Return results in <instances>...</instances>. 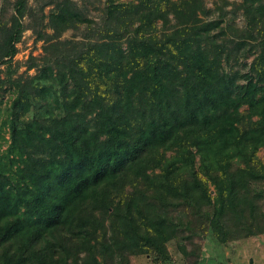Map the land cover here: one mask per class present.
I'll return each mask as SVG.
<instances>
[{
	"label": "trees",
	"instance_id": "1",
	"mask_svg": "<svg viewBox=\"0 0 264 264\" xmlns=\"http://www.w3.org/2000/svg\"><path fill=\"white\" fill-rule=\"evenodd\" d=\"M26 1L0 21V63L15 53ZM223 3L241 27L222 25V7L210 16L202 0H105L85 41L58 38L88 21L70 0L39 9L48 55L32 75L0 78L14 91L0 152V264L166 258L178 230L167 211L178 206L220 242L264 232L253 186L264 184V0ZM249 51L246 73L223 69ZM40 107L46 115L26 116Z\"/></svg>",
	"mask_w": 264,
	"mask_h": 264
},
{
	"label": "rangeland",
	"instance_id": "2",
	"mask_svg": "<svg viewBox=\"0 0 264 264\" xmlns=\"http://www.w3.org/2000/svg\"><path fill=\"white\" fill-rule=\"evenodd\" d=\"M59 0H27L26 13L22 17L23 29L18 40L15 42V53L10 61L0 63V78L25 77L35 72V67L39 66L42 59L48 55L44 52L42 46L47 42L36 38L35 30L43 29L47 33L50 28L45 26L46 17L39 21V9L42 8L44 14H47L53 4ZM81 14L88 19L82 21L77 27H68L59 35V39H69L74 41H85L91 39L94 34L90 27L96 26L102 15V9L105 0H70ZM204 6L213 8L216 15L219 12L217 6L225 11L223 22L228 21L235 27L243 25V16L240 11L233 9L230 4H224L223 0H202ZM233 1V0H228ZM238 1V0H234ZM13 0H0V21L8 17L12 11ZM205 17L204 15H200ZM209 16V15H208ZM159 26V22H158ZM225 32L233 37L229 29ZM248 47V45L246 46ZM244 51H248L247 48ZM252 56L249 51L247 56L240 52L237 56H230L228 61H222L224 70L230 73L236 72L237 75L244 74L247 71V64ZM29 64L33 66L27 68ZM237 82L243 81V76L235 77ZM14 91L9 84L3 83L0 89V152L8 143V132L6 118L9 100ZM46 107L30 109L26 116L40 117L47 113ZM258 155L264 159V145L258 149ZM255 190L263 193L264 184L253 185ZM175 223L178 224L176 235L165 242L168 252L166 258L158 256L155 252L128 254V264H264V232L239 236L220 242L207 227V223L201 218L192 214L191 209L186 206H178L175 210L167 211Z\"/></svg>",
	"mask_w": 264,
	"mask_h": 264
}]
</instances>
